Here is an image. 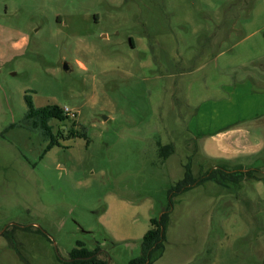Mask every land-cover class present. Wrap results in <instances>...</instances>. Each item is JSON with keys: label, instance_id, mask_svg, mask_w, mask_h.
I'll use <instances>...</instances> for the list:
<instances>
[{"label": "rangeland", "instance_id": "obj_1", "mask_svg": "<svg viewBox=\"0 0 264 264\" xmlns=\"http://www.w3.org/2000/svg\"><path fill=\"white\" fill-rule=\"evenodd\" d=\"M262 76L264 0H0V264H64L78 241L129 264L188 162L196 178L224 164L204 155L193 114ZM27 95L68 107L55 132L85 127L89 144L47 151L9 129ZM228 166L255 171L175 198L157 264H264V156Z\"/></svg>", "mask_w": 264, "mask_h": 264}, {"label": "trees", "instance_id": "obj_2", "mask_svg": "<svg viewBox=\"0 0 264 264\" xmlns=\"http://www.w3.org/2000/svg\"><path fill=\"white\" fill-rule=\"evenodd\" d=\"M28 110L21 123L13 124L9 129L25 127L31 133L38 135L43 141L48 142L47 151L59 145L61 140L70 138H85L90 142L87 129L83 132L70 129L67 135L62 131L55 132L52 125L53 120L64 122L68 119L64 108L56 105L37 107L30 95L26 96ZM8 129V130H9ZM173 151V146L166 145L161 148V155L168 157ZM191 162V161H190ZM185 166L184 177L169 190V204L165 211L159 216L151 219V227L143 238L141 244V254L129 261V264H155L163 257L166 251L167 229L171 221L175 198L187 193L188 191L202 186L207 182H214L224 187L238 186L245 178H251L255 169L237 166L231 168L226 164H217L206 171L200 177H194L191 163ZM12 242V238L9 237ZM101 248L89 249L85 243L78 241L75 248L70 252V258L63 261L64 264H109L107 259L100 257Z\"/></svg>", "mask_w": 264, "mask_h": 264}, {"label": "crops", "instance_id": "obj_3", "mask_svg": "<svg viewBox=\"0 0 264 264\" xmlns=\"http://www.w3.org/2000/svg\"><path fill=\"white\" fill-rule=\"evenodd\" d=\"M226 90L225 98L209 101L197 109L189 130L202 141L204 155L226 165L234 160L264 156V138L258 137L264 135V76L236 82ZM252 136L256 138L250 139ZM211 142L218 144L217 155L211 153ZM260 181H264V171Z\"/></svg>", "mask_w": 264, "mask_h": 264}, {"label": "built area", "instance_id": "obj_4", "mask_svg": "<svg viewBox=\"0 0 264 264\" xmlns=\"http://www.w3.org/2000/svg\"><path fill=\"white\" fill-rule=\"evenodd\" d=\"M64 111H65V114H66L67 117H69V118H74L75 117V114L72 111H70V109L68 107H66L64 109Z\"/></svg>", "mask_w": 264, "mask_h": 264}, {"label": "flooded vegetation", "instance_id": "obj_5", "mask_svg": "<svg viewBox=\"0 0 264 264\" xmlns=\"http://www.w3.org/2000/svg\"><path fill=\"white\" fill-rule=\"evenodd\" d=\"M9 237H11V236H9ZM101 253V252H100ZM67 261V260H66Z\"/></svg>", "mask_w": 264, "mask_h": 264}]
</instances>
